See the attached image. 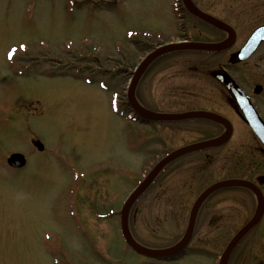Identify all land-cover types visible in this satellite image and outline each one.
I'll return each instance as SVG.
<instances>
[{
    "label": "rangeland",
    "instance_id": "rangeland-1",
    "mask_svg": "<svg viewBox=\"0 0 264 264\" xmlns=\"http://www.w3.org/2000/svg\"><path fill=\"white\" fill-rule=\"evenodd\" d=\"M191 1L233 26L238 40L264 23V0ZM175 6L176 0H0V264L157 262L125 244L117 211L162 156L217 135L202 119L143 123L121 111L120 103L128 111L127 85L147 51L221 37L183 9L178 17ZM220 68L264 118V58L229 64L222 53L170 52L136 82L135 96L153 113L211 110L233 125L223 149L175 158L138 196L128 230L148 250L177 240L191 204L214 179L264 174L258 143L210 76ZM256 84L262 85L258 94L252 93ZM32 138L43 152L29 146ZM10 150L27 153L23 169L5 167ZM223 190L198 208L189 246L201 249L164 264H214L210 246L221 251L252 207L230 193L239 199L225 209ZM262 227L264 217L256 234ZM257 245L255 258L262 261L264 246Z\"/></svg>",
    "mask_w": 264,
    "mask_h": 264
},
{
    "label": "water",
    "instance_id": "water-1",
    "mask_svg": "<svg viewBox=\"0 0 264 264\" xmlns=\"http://www.w3.org/2000/svg\"><path fill=\"white\" fill-rule=\"evenodd\" d=\"M183 4L186 7V9L196 17L209 22L217 27H220L228 32V41L227 42H220V43H215V44H206V43H193V42H182V43H177V44H170V45H165L161 46L152 52L148 53L145 58L139 63L137 66L136 70L133 73L132 80L130 83V86L128 88V101L131 106V108L135 111L137 115H139L141 118L146 119V120H155V121H162V120H174V119H183L186 117H191V116H203V117H211L214 118L220 122H222L225 125L226 132L215 139H212L210 141H204V142H199L196 144H192L186 147H183L181 149H178L168 156H166L163 160H161L146 176V178L130 193V195L127 197L125 200L122 208H121V232L122 235L125 239V241L128 243V245L137 253L146 255V256H151V257H157V256H164L168 254H172L179 249H181L188 241L191 231H192V226H193V220L195 216V212L200 205V203L203 201V199L209 195L211 192H213L215 189L227 185H234V184H242V185H248L252 186L249 182L243 181V180H226V181H220L217 182L208 188H206L195 200L193 203L190 214H189V219H188V224L186 227V230L184 232V235L180 239V241L171 249L168 250H161V251H156V250H147L139 245H137L132 238L130 237L127 228H126V212L128 207L131 205V203L134 201V199L137 197V195L149 184V182L153 179V177L159 172V170L173 157L176 155L190 151L193 149H198L206 146H211V145H218L223 142H225L228 137L231 134V126L229 122L225 119H223L220 116H217L212 113L208 112H185V113H178V114H159V113H152V112H147L145 110H142L137 106L135 103V100L133 98V90L135 87L136 80L138 78V75L140 72L145 68V66L158 54L170 50V49H182V48H201V49H221L225 48L228 45L231 44V42L234 39V33L233 30L224 24L223 22L201 12L199 9H197L195 6H193L188 0H183ZM260 39H264V27H259L254 31V33L251 35V37L248 39L247 43L238 51L236 54V60L240 61L245 59L247 56H249L255 46L257 45L258 41ZM213 76L219 79L232 93L234 98L237 100L238 104L241 107L243 116L246 120V122L249 124V126L252 128V130L255 132V134L258 136V138L263 142L264 144V124L258 117L257 113L255 112L254 108L250 104L249 100L247 97L242 93V91L234 84L233 80L223 71H215L213 72ZM260 87L257 86L255 88V91H259ZM38 149H41L42 146L37 143L36 144ZM7 163L10 166L13 167H20L24 164V158L20 154H11L7 158ZM260 201V207L258 210H256L255 214L253 217L249 220L248 223H246L236 234L235 236L231 239L229 242L228 246L225 248L222 256H221V261L220 264H224L225 257L231 247L234 245V243L252 226L256 223V221L260 218L262 211H263V203L261 197L259 198Z\"/></svg>",
    "mask_w": 264,
    "mask_h": 264
},
{
    "label": "flooded vegetation",
    "instance_id": "flooded-vegetation-1",
    "mask_svg": "<svg viewBox=\"0 0 264 264\" xmlns=\"http://www.w3.org/2000/svg\"><path fill=\"white\" fill-rule=\"evenodd\" d=\"M234 30H235L234 41L227 48H225L223 50L212 51V54H210V56L222 53V54H225V56L227 58L235 57L234 53L239 49V47H241L245 43L248 35L250 34V32L253 29L252 28L250 29V31L248 32V34L245 36V38L243 40H238L237 30L236 29H234ZM221 34H222V36H221V39L219 41L224 40L227 36L224 31L221 32ZM261 49H263V50H261ZM250 58H264V41H261L258 44V46L254 50L253 54L249 57V59ZM227 103L229 104L231 109L237 114V116L240 118V116L238 114L239 109H238L236 103L233 101V99L228 97ZM254 106L258 110L257 105L255 103H254ZM241 121L244 123V121L242 119H241ZM244 125L247 127V125L245 123H244ZM254 139L258 143V147L256 146L258 151L260 153L264 154L263 146L259 143V141L256 139L255 136H254ZM260 175L261 174H256V175L251 174L248 176V178H245V179L249 180L253 184L254 191L258 190L262 194L263 204H264V178L260 177ZM253 189H250V188H248L246 186H242V185L227 187L223 191V196L221 199L225 203L224 204L225 209H227L226 204L228 202H233L234 200L237 201L239 199V198L235 199V197H233V198L229 197L230 193L238 194L241 196V198L244 197L246 200H248V202L252 203L250 213L247 216L249 218L253 214V212L256 208V205H257V201H256L255 194L253 192ZM209 208L211 209V206ZM222 212L224 213L225 211L222 210ZM263 217H264V209H263L262 218ZM245 222H242L237 228H235V230H233V232L230 234L229 237H226L225 242L223 244V248L221 251L218 252V250H215L214 247L210 246V248L208 250L209 253L207 255V258L209 261L214 260L216 262V264L218 263V259L221 255L224 247L227 245L229 239L239 230V228L241 226L244 225ZM257 229H258V226L257 227L254 226V227L250 228L245 234H243L241 236V238L235 243V245L231 249L230 253L228 254L227 259H226V264H264V260L261 261V259L255 258V247L254 246H258L257 245L258 243H261L262 246H264V238H263L264 237V227H262L260 233L256 234ZM196 246H198V247H196ZM196 246H186L183 249L176 252L173 255V257L175 259L180 258L181 256H183V254L187 253L188 251L201 249L199 245H196ZM204 246H209V243H205Z\"/></svg>",
    "mask_w": 264,
    "mask_h": 264
}]
</instances>
